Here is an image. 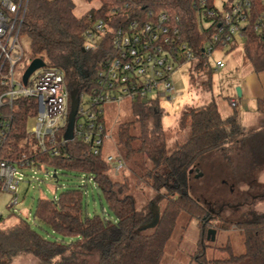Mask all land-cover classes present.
<instances>
[{
  "label": "trees",
  "instance_id": "obj_1",
  "mask_svg": "<svg viewBox=\"0 0 264 264\" xmlns=\"http://www.w3.org/2000/svg\"><path fill=\"white\" fill-rule=\"evenodd\" d=\"M97 1L99 6L77 16L73 0H29L23 20L21 33L30 40L31 61L42 58L48 66L65 71L70 109L71 89H77L79 103L80 94L89 91L92 85L94 69L106 56L104 46L97 50L84 49V32L96 19L108 17L118 6L143 20L148 19L151 12L163 10L179 16L184 37L198 54L203 52L207 36L199 25L192 5L194 0H127L128 6H125L126 0ZM244 59L255 70H264V48L253 34L244 46ZM194 69L197 74L203 72L208 76L204 83L211 87L214 69L205 64V59H200ZM190 77L195 79V74L191 73ZM257 108L263 117L260 125L245 129L237 113L223 118L214 99L188 106L182 110L176 126L185 136L176 139L170 150V136L162 122L164 110L159 101H133V118L119 125L116 145L131 171L157 191L155 197L138 208L130 193V183L112 179L111 165L105 157L89 153L87 144L75 141L59 156L44 159L64 172L91 175L115 216L107 210V214L101 216L84 213L88 185L69 187L55 199L41 198L35 216L47 231L62 235V239H47L23 218L8 227L0 224V264H12L20 252L34 253L39 264H88L90 256H97L99 264H162L166 244L182 212L198 218L203 230L216 216L209 205L190 191V180L197 179L196 174L203 172L206 157L242 148L261 150L264 98L258 99ZM36 113L35 99L17 100L14 132L9 141L11 154L31 151L27 119ZM249 138H255L257 145L248 147ZM164 199L166 204L157 223L145 228L156 216L154 203ZM236 227L243 233L245 250L239 255L231 253L227 261L264 264V211L238 221ZM65 237L72 240L67 242Z\"/></svg>",
  "mask_w": 264,
  "mask_h": 264
},
{
  "label": "built area",
  "instance_id": "obj_2",
  "mask_svg": "<svg viewBox=\"0 0 264 264\" xmlns=\"http://www.w3.org/2000/svg\"><path fill=\"white\" fill-rule=\"evenodd\" d=\"M28 2L0 0V190L13 194L9 203L13 213L20 203L18 190L22 182L40 185L50 178L58 179L59 168L49 164L45 156H59L75 141L87 144L89 153L102 155L105 140L111 138L104 120L106 102L119 103L126 96L133 101L148 102L173 99L180 94L173 75L183 63L195 65L203 58L206 65L221 69L225 61L217 59L212 66L209 60L213 54L240 45L244 48L251 34L259 38L264 48V0H194L192 5L199 25L207 36L201 54L184 37L179 16L163 10L151 12L143 20L118 6L108 17L96 19L84 32V49L97 50L104 46L106 56L93 71L89 91L79 96L69 136L70 90L65 71L46 63L25 82L29 63L23 69L22 79H16V65L24 57L19 37ZM97 37L100 42H96ZM22 98L35 99L37 113L27 119L31 151L13 155L9 141L14 132L16 103ZM230 103L233 107L238 105L236 99ZM31 119L33 124L29 126ZM105 159L115 173L126 166L120 154L109 153ZM81 175L82 185L95 184L91 175ZM4 222L0 214V224Z\"/></svg>",
  "mask_w": 264,
  "mask_h": 264
},
{
  "label": "rangeland",
  "instance_id": "obj_3",
  "mask_svg": "<svg viewBox=\"0 0 264 264\" xmlns=\"http://www.w3.org/2000/svg\"><path fill=\"white\" fill-rule=\"evenodd\" d=\"M73 2L77 16L83 15L91 7L99 6L97 0H73ZM19 41L24 49V57L17 63L15 74L16 79L21 80L24 67L31 62V47L27 35L21 33ZM96 42H100V37L96 38ZM217 59L225 61V68L213 70L211 87L204 83L208 78L205 73L197 74L194 64L185 62L176 69L173 75L176 91L180 94L170 100L159 99V104L164 110L162 122L170 136L168 143L170 150L176 139L181 140L185 136L184 133L178 132L176 127L184 108L200 105L212 99L217 102L227 101V88L230 82L227 71L231 64L242 63L244 48L240 45L227 52H215L209 60L212 66ZM191 73L195 74L193 80L190 77ZM71 90L77 96V89L72 88ZM132 102L133 99L126 96L119 103L112 101L104 104L105 125L111 134V138L104 142L102 152L104 157L109 153L119 154L116 145L117 130L122 122L133 118L131 114ZM32 124L33 120L31 119L29 126ZM255 138L247 140L248 147L251 144L257 145ZM254 151H256L254 148L252 151L242 148L224 154L216 152L212 156L206 157L203 172L196 174L197 179L192 178V182L190 180V191L201 202L209 205L211 212L216 216L209 220L208 228L203 230L198 218L182 212L175 230L166 244L162 264H232L227 261L230 254L239 255L244 252V236L236 224L240 220L252 218L254 212L264 211V143L260 151ZM57 173L58 179L50 178L40 185L22 182L18 190L20 203L16 206L15 213L9 207L13 194L0 190V214L5 219L3 225L8 227L23 218L47 239L56 240L57 237L62 239V235L54 233L52 230L47 231L41 220L35 216L39 199H53L55 195L59 196L69 187L82 185L83 179L81 174L78 175L72 171L64 172L59 169ZM109 174L114 180H127L130 183V193L135 197L138 208L146 206L157 194L155 189L131 171L128 164L120 173L110 170ZM87 194L84 201L85 214L101 216L107 214V210L113 217L115 216L107 200L94 183L88 184ZM165 204V199L157 201L154 203L153 209L155 212L161 213ZM71 240L72 238L65 237V241ZM203 251L204 256L202 255ZM39 262V258L34 253L20 252L14 257L12 264H39ZM88 264H99L98 257H88Z\"/></svg>",
  "mask_w": 264,
  "mask_h": 264
},
{
  "label": "crops",
  "instance_id": "obj_4",
  "mask_svg": "<svg viewBox=\"0 0 264 264\" xmlns=\"http://www.w3.org/2000/svg\"><path fill=\"white\" fill-rule=\"evenodd\" d=\"M227 73H229L230 81L227 88V101L217 102L216 100L221 116L227 118L237 113L245 129L259 126L263 117L258 111L257 101L264 98V70H255L252 64L243 59L242 63L231 64ZM237 87H241L242 90L240 97ZM231 99L238 101L236 107L231 105Z\"/></svg>",
  "mask_w": 264,
  "mask_h": 264
},
{
  "label": "water",
  "instance_id": "obj_5",
  "mask_svg": "<svg viewBox=\"0 0 264 264\" xmlns=\"http://www.w3.org/2000/svg\"><path fill=\"white\" fill-rule=\"evenodd\" d=\"M46 65V62L44 59L42 58H35L33 59L29 66L27 67L25 73H24V81L26 82L28 77L30 76V74L32 72H34L36 69L40 68V67H43ZM237 93H238V96L240 97L241 94H242V90H241V87H237ZM72 97H73V104H72V107H71V114H70V125H69V131L67 133V135L71 136V133H72V128H73V124H74V119H75V115H76V112H77V108H78V100L76 99V96H75V93L72 92ZM56 176V175H55ZM159 219V213L157 212L156 213V216L154 218V220L149 223L146 227L148 228H152L155 226V224L157 223Z\"/></svg>",
  "mask_w": 264,
  "mask_h": 264
}]
</instances>
